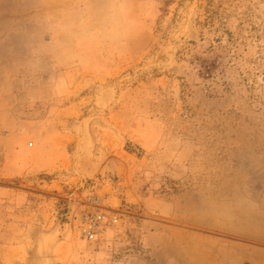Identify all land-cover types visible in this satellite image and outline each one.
Here are the masks:
<instances>
[{"label": "rangeland", "instance_id": "obj_1", "mask_svg": "<svg viewBox=\"0 0 264 264\" xmlns=\"http://www.w3.org/2000/svg\"><path fill=\"white\" fill-rule=\"evenodd\" d=\"M0 264H264V0H0Z\"/></svg>", "mask_w": 264, "mask_h": 264}, {"label": "built area", "instance_id": "obj_2", "mask_svg": "<svg viewBox=\"0 0 264 264\" xmlns=\"http://www.w3.org/2000/svg\"><path fill=\"white\" fill-rule=\"evenodd\" d=\"M95 221L90 219L87 223V226L83 229L84 236L88 239H92L95 236Z\"/></svg>", "mask_w": 264, "mask_h": 264}]
</instances>
